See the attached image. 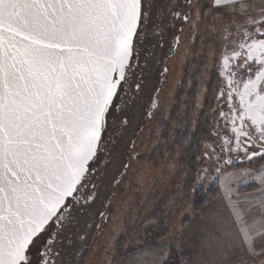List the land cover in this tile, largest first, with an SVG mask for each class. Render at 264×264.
I'll use <instances>...</instances> for the list:
<instances>
[{"label": "snow or ice", "instance_id": "6c2138e0", "mask_svg": "<svg viewBox=\"0 0 264 264\" xmlns=\"http://www.w3.org/2000/svg\"><path fill=\"white\" fill-rule=\"evenodd\" d=\"M181 22L208 45L197 107L210 102L213 119L192 183L218 181L222 208L202 206V244L213 264H264V0H0V264H124L118 237L141 238L128 224L139 212L114 205L133 186L151 65L168 32L169 53L179 47ZM236 163L259 167L228 171Z\"/></svg>", "mask_w": 264, "mask_h": 264}, {"label": "rangeland", "instance_id": "374dc122", "mask_svg": "<svg viewBox=\"0 0 264 264\" xmlns=\"http://www.w3.org/2000/svg\"><path fill=\"white\" fill-rule=\"evenodd\" d=\"M190 36H193V34ZM189 38L187 32L184 31L181 35L182 40L179 45L180 52L177 54L178 56L186 55L185 48L188 47V43H185V40H189ZM194 43L193 41L192 45ZM205 45L208 46L207 44ZM179 72V76L181 77L184 72L182 70ZM174 84L175 80H172L171 86H174ZM169 105L170 101L168 102V107ZM173 105L174 104L171 106ZM169 110L170 109H167L166 113H168L167 115L170 117V112H172V110ZM183 110V105H181V111L183 112ZM188 118L189 113L185 110L184 123H188ZM163 131H165V129ZM162 139L163 136L159 143H157L158 146L156 144L157 147L155 146L147 155L146 150L150 145V139L141 142V149L139 148L140 146H135L137 149L136 153L140 155V159H133V169L129 170V175L125 181V183L131 181L133 186L131 189L126 188L119 193L114 205L115 209H123L125 208V204L120 203V201L123 200L127 202L131 199L132 205L131 208L128 209L129 216H132L137 211L139 212V215L135 216L134 224L132 220H128L131 232L140 233L145 227L134 229L138 221L142 219V222L146 223L147 220L152 217L155 218V224L153 222L151 224L155 226L156 231L148 239H143L142 236L136 241H129L126 239V242L123 244H128L130 246V251L126 253L122 248L124 250L122 252V259L120 255L117 257V261L122 260L124 264H158L160 254L159 245L160 241L163 239L164 250L170 253L168 264H213L214 257L209 251V247L202 244L200 235L201 231L207 226L205 222L208 219V214H199L205 201L202 202V205L197 204L204 199L206 194L205 191L208 190L210 183L206 180L204 182V187H199L193 192L192 181L195 173L193 172L185 176V172L188 170L187 168L192 166L190 151L189 153H185L186 156H184V158L183 155L178 154V151L174 147V153L171 152L167 154L166 151L168 147L163 144L160 145V143H165V141L161 142ZM157 153L158 156H156ZM127 154L129 155L130 151H128ZM149 155H153L154 160L148 159L147 156ZM239 164V166L230 167L228 171L240 172L245 168L259 167L256 163ZM173 165H175L174 168L172 167ZM202 167H204V165H201L200 168ZM130 175H132V178L129 177ZM138 175L144 176L143 183H136V177ZM218 187L219 182L215 185V195L206 201L213 202V198L217 195ZM254 187V184L248 183L247 185L240 186L239 192L241 195L250 193L253 191ZM202 188L205 189L204 192L201 190ZM221 208L222 204L219 200H215L212 203V209L216 210ZM166 213L169 214L166 215ZM161 228H163V231L159 230ZM179 229H182V231H178ZM120 236L123 237V234ZM106 238L107 235H105L102 240ZM137 243L144 245V247L137 250L134 247ZM94 256L95 255H92L91 259H94ZM97 261L98 260H93V264H97ZM114 264H116V262H114Z\"/></svg>", "mask_w": 264, "mask_h": 264}, {"label": "flooded vegetation", "instance_id": "af4514ba", "mask_svg": "<svg viewBox=\"0 0 264 264\" xmlns=\"http://www.w3.org/2000/svg\"><path fill=\"white\" fill-rule=\"evenodd\" d=\"M176 28H183V32L186 31L190 37L189 40H185V43H188V47L185 48V51L187 50L188 53L195 52L197 55L193 56L187 54L185 56H178L177 54L180 52L179 47L169 53L173 33L170 31L166 34L163 48L157 49L160 54L161 62L153 63L151 65L148 87L145 89L140 101L141 108L139 109V113L142 114L138 115V119L143 132L140 133L138 130V134L134 136L133 139L135 140V146H140V149L141 142L148 141L150 139V145L146 150V155L154 149L162 136L163 139L161 142L165 141V143H160V145L163 144L168 147V150L166 151L167 154L171 152L174 153L173 147L178 151L179 155H183V158L186 156L185 153H189L190 151L192 166L187 168V174H191L193 172L195 173V170L201 167V164H196L193 158L199 156L203 151V146L200 141L205 137L207 131L211 128V122L213 119L210 115V109L212 107L210 102H202V111L198 110L197 107V94L200 93L202 88L205 86L207 76L206 66L203 62L204 58L199 56L198 53L201 48H206L207 46L201 43V39L198 35L190 36L193 33L189 31L188 24L181 22L176 25ZM183 32L178 33L180 37ZM149 39L151 43L154 44L158 37L150 36ZM193 41L195 43L192 45ZM164 67L168 68V72L162 75ZM180 70L184 72L181 77L179 76ZM172 80H175L174 86H171ZM177 81H179V83H177ZM157 88L160 89L158 93L155 92V89ZM211 93L212 87L211 85H208L205 95L210 96ZM150 96L157 97L156 103L158 105V110H153L154 115L152 118H148L146 116V113L150 109L151 105V100L149 99ZM168 100L170 101L169 107ZM172 104L174 105L171 106ZM181 105H183L184 108L183 112L181 111ZM167 109L172 110V112H170V117L167 115L168 113H166ZM185 110L189 113L188 123H184ZM189 124H191V127L187 129ZM164 129L165 131H163ZM154 141L156 144H154ZM125 151L127 153L129 150L125 149ZM134 151L135 153L137 152L136 147L134 148ZM131 154L132 153L130 151L129 155ZM156 156H158V153ZM147 158L154 160L153 155H149ZM131 169H133V166ZM129 177L132 178V175ZM154 219L155 218L152 217L147 220L146 223L142 222L141 219V221H138L134 229H141L145 227L147 232L151 233L152 236L156 231L155 226L151 224L152 222L155 224ZM145 228L140 232L142 237L146 230ZM118 239L123 245V243L126 242L125 240L127 237L120 236ZM99 243H101V241L97 242V244ZM123 251L124 250L121 248V259ZM99 258L100 257L98 255H95L94 259H90V264H93V260L96 261Z\"/></svg>", "mask_w": 264, "mask_h": 264}, {"label": "trees", "instance_id": "16d2710c", "mask_svg": "<svg viewBox=\"0 0 264 264\" xmlns=\"http://www.w3.org/2000/svg\"><path fill=\"white\" fill-rule=\"evenodd\" d=\"M191 127V124H189V126H188V128L187 129H189ZM187 129H186V131H187ZM264 161H260L259 163H263ZM240 164L239 163H236V164H233L232 166H239ZM256 165H257V163H256ZM259 165V164H258ZM231 166V167H232ZM218 182V181H217ZM217 182L216 183H210L209 185V188H208V190H206L205 191V189L204 188H202L201 190H203V192L205 191L206 192V194H205V197H204V199L201 201V202H199V203H197L198 205L200 204V205H202L203 203V201H206V200H209V198H211V197H213L214 195H215V190H216V188H215V185L217 184Z\"/></svg>", "mask_w": 264, "mask_h": 264}]
</instances>
